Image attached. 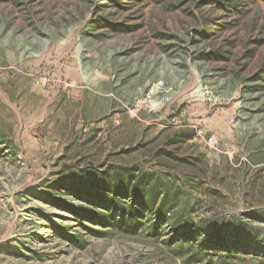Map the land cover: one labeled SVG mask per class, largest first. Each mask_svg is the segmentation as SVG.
Returning <instances> with one entry per match:
<instances>
[{
	"label": "rangeland",
	"instance_id": "obj_1",
	"mask_svg": "<svg viewBox=\"0 0 264 264\" xmlns=\"http://www.w3.org/2000/svg\"><path fill=\"white\" fill-rule=\"evenodd\" d=\"M0 264H264V0H0Z\"/></svg>",
	"mask_w": 264,
	"mask_h": 264
},
{
	"label": "trees",
	"instance_id": "obj_2",
	"mask_svg": "<svg viewBox=\"0 0 264 264\" xmlns=\"http://www.w3.org/2000/svg\"><path fill=\"white\" fill-rule=\"evenodd\" d=\"M161 215H163V216H164V215H165V213H164V212H162V213H161ZM220 246H221V245H220ZM226 250H229V247H227V248H226Z\"/></svg>",
	"mask_w": 264,
	"mask_h": 264
}]
</instances>
